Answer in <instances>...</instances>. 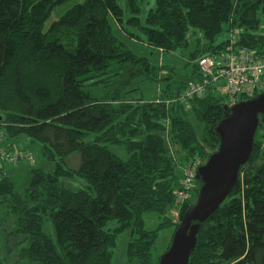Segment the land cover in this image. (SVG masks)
<instances>
[{"label":"trees","instance_id":"16d2710c","mask_svg":"<svg viewBox=\"0 0 264 264\" xmlns=\"http://www.w3.org/2000/svg\"><path fill=\"white\" fill-rule=\"evenodd\" d=\"M62 1L0 0V128L13 143L21 136L39 142L41 156L54 165L52 171L32 169L23 191L0 169V209L12 218L7 235L23 244L16 263L111 264L117 235L131 228L129 261L158 264L153 251L159 231L179 225L166 214L176 208L182 219L201 186L196 178L193 196L176 204L184 168L206 157L209 139L219 145L212 127L230 105L211 88L202 97L178 98L190 82L203 78L194 60L226 51L232 35L236 47L264 51V0H154L144 25L137 16L145 0H126L134 15L127 21L119 0H84L46 27ZM116 23L134 26L150 47L167 52L185 51L189 36L197 33L204 43L188 53V64L193 63L189 74L171 67L160 78L164 66L157 68L132 50ZM226 24L228 38L216 43ZM127 32L132 38L134 33ZM115 65L123 66L119 74L129 79H156L161 85L156 99L126 101L122 88L102 90L98 97L97 87L96 95H90L81 79L91 73L101 79ZM262 130L261 138L264 116L237 186L200 224L189 264H264ZM92 135L95 140L86 139ZM110 145L122 146L127 157L112 152ZM171 145L179 150L172 151ZM76 177L84 178L87 187L66 184ZM147 212L164 218L158 229L145 228ZM48 219L55 239L44 231ZM111 220L119 223L114 231L106 228ZM0 264H6L1 257Z\"/></svg>","mask_w":264,"mask_h":264},{"label":"rangeland","instance_id":"374dc122","mask_svg":"<svg viewBox=\"0 0 264 264\" xmlns=\"http://www.w3.org/2000/svg\"><path fill=\"white\" fill-rule=\"evenodd\" d=\"M84 0H64L62 1L53 11L51 17L46 22L45 26L49 27L50 24L57 20L61 15H63L69 8H71L73 5L83 2ZM120 5L124 9V16L123 19L127 21L128 18L134 16L132 13H130L127 10L126 6V0H119ZM155 7V1L154 0H145L141 3V12L137 16L140 18V24H145V19L147 15V11L150 8ZM116 25H118L116 23ZM139 26V25H138ZM117 30L121 33V37L125 38L126 40H129V46L132 50H134L137 54L140 56L147 57L151 64L157 68L160 66H164L158 71V77H162L163 74L168 73L171 70V67H174L177 69V71L181 74H189L192 71L193 63L196 62L198 57L194 60L193 63H189V56L188 53L195 50L197 47L202 46L204 43L201 34L195 33V35H190V45L188 48L185 49V51L180 52V50L177 51H170L167 52L164 49H157L150 47L145 42V36L139 32L137 28H134V26H130L128 24H124L123 27L120 25L117 26ZM224 32L223 34L216 40V43H219L226 38H228L229 34L227 32L228 25H224ZM128 31L133 32V37H129L130 34H128ZM261 32L264 33V28H261ZM69 37V35L67 36ZM196 37V39H194ZM198 39V40H197ZM124 68L123 66L115 65L111 67L109 70L106 71V73L101 76L100 79L99 74L91 73L90 75L83 77L81 79V82L85 84V87L87 88V91L90 95H96L98 92V97L100 93L102 94V90H110L116 93L118 89L122 88V92L126 93V101L137 103L138 99H141L143 103H148L152 100H155L158 92L161 90V85L151 77L150 79H145L142 77H134L129 79L127 74L120 75L119 73L123 72ZM163 73V74H162ZM95 75V76H94ZM121 76V77H120ZM153 76V75H152ZM100 79V80H98ZM100 86L102 87L100 88ZM98 87V88H97ZM94 88H97L95 90L94 94ZM116 88V89H115ZM115 89V90H114ZM137 89V90H136ZM137 91V92H136ZM1 127V126H0ZM200 130V127H198V131ZM263 133V130L260 131L258 135V139L261 138V134ZM96 136L92 135L90 137H87V140H95ZM3 140V141H2ZM31 141L28 136H21L18 139H15L14 145L15 149L12 150H5L3 148L4 145H7V142L9 141L6 138V133L2 128H0V149L4 154L13 152L21 154L22 157L26 156H33L34 162L31 163L30 161L26 159H22L19 162L16 163H5L3 169L5 175L11 176L17 184V188L19 191H23L29 184L30 181V172L34 168H42L45 171H52L54 169L53 163L45 160L39 152V148H41V144L39 142H27ZM217 143L213 141L212 139H209L207 143L204 145V149L206 152V157L203 159L202 157H197L196 161L200 163V165L207 162L209 155L214 153L219 145L216 147ZM172 151L179 150V147L177 148L176 145L172 146ZM261 149L264 148V135L261 138ZM110 150L114 152L115 154H118L121 157H127V152L122 146L118 145H110ZM39 152V153H38ZM208 156V157H207ZM37 159V163H35ZM42 161V162H41ZM75 161V160H73ZM259 162L263 161V157L260 156L258 158ZM72 166H75L74 164ZM2 171V172H3ZM1 172V173H2ZM3 173V174H4ZM2 174V175H3ZM66 184L74 187V188H86L87 187V181L84 178L76 177L74 180L66 179ZM197 200V199H196ZM170 209L169 213L166 214V217L168 219H174L173 213ZM181 219V218H180ZM143 220H144V226L147 230H156L159 228L161 222L164 220L163 217H160L158 214L154 212H147L143 214ZM182 220V219H181ZM180 220V221H181ZM12 221L11 216H6L5 213H2V210L0 209V257L3 258L6 262V264H17V252L23 246L21 243H17V238L14 240V237H12V241L9 240V235H7L8 226L10 225ZM180 221L178 223H180ZM12 225V224H11ZM119 226V223L117 220H111L106 225V228L114 231L115 228ZM44 231L46 234L51 237L52 239H55V232L52 225L51 219H48L44 223ZM175 231V225L171 224L165 228H162L159 231L158 238L155 242L154 251H153V259L155 262H158L159 257L168 249V247L171 244V238L173 237ZM132 238V229L126 228L122 232H120L117 235L116 239V245L114 246L113 250V256H112V263L111 264H137V262H130L127 256V248L129 241ZM11 241V242H10ZM170 242V243H169ZM19 264H39V263H19Z\"/></svg>","mask_w":264,"mask_h":264},{"label":"water","instance_id":"95a60500","mask_svg":"<svg viewBox=\"0 0 264 264\" xmlns=\"http://www.w3.org/2000/svg\"><path fill=\"white\" fill-rule=\"evenodd\" d=\"M260 116H264V91L225 105L222 120L212 127L220 139L219 147L196 169V178L201 182L197 200L186 210L158 264H189L200 224L232 193L238 184L241 168L251 157Z\"/></svg>","mask_w":264,"mask_h":264},{"label":"built area","instance_id":"2783aa9c","mask_svg":"<svg viewBox=\"0 0 264 264\" xmlns=\"http://www.w3.org/2000/svg\"><path fill=\"white\" fill-rule=\"evenodd\" d=\"M236 42V36L232 35L226 51L205 53L197 59L203 78L199 82H190L179 96L180 102H185L194 96H205L209 88L225 96L230 105L264 91V51L257 53L245 46L236 47ZM22 159L34 162L31 155L22 157L21 154L13 152L4 154L0 149V169L5 163H16ZM198 166L196 160L187 162L182 187L175 193L176 204L181 205L193 196ZM172 213L174 221L179 222L181 220L179 210L174 208Z\"/></svg>","mask_w":264,"mask_h":264},{"label":"crops","instance_id":"0c3cea01","mask_svg":"<svg viewBox=\"0 0 264 264\" xmlns=\"http://www.w3.org/2000/svg\"><path fill=\"white\" fill-rule=\"evenodd\" d=\"M2 141H3V140H2ZM27 142L30 143L31 141H28V140H27ZM11 144H13V145H12V149L15 148L14 143H13L12 141H8V142H7V145H6V146L4 145L5 148H3V149H5V150L8 151V147H9V145H11ZM31 144H32V142H31ZM39 152H40V155H41V148H39ZM39 152H38V153H39ZM41 162H42V161H41ZM35 163H37V159H36Z\"/></svg>","mask_w":264,"mask_h":264}]
</instances>
